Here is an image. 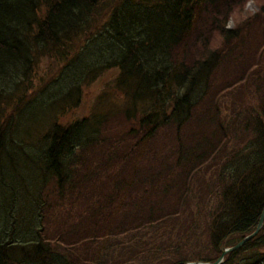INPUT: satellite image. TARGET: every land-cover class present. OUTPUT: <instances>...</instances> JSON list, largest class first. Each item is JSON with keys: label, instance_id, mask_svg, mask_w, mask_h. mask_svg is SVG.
Returning <instances> with one entry per match:
<instances>
[{"label": "trees", "instance_id": "obj_1", "mask_svg": "<svg viewBox=\"0 0 264 264\" xmlns=\"http://www.w3.org/2000/svg\"><path fill=\"white\" fill-rule=\"evenodd\" d=\"M106 1L0 0V264H78V259L70 262L58 252L44 247V238L34 246L31 243L36 241V232L37 237L41 236L38 231L46 223V206L51 203L58 206L68 201L72 189L78 188L83 192L87 186L82 166L71 158L76 150L82 149L80 152L84 155L86 149L99 146L100 135L109 127V116L122 114L127 122H134L132 127L137 130H128L125 142L135 153L142 152L147 140H154L163 127L175 125L173 131L181 132L195 116L199 127L195 148L189 154L182 150L179 162L183 163L182 159H190L192 164L207 162L209 154L217 152L218 148L207 142L203 126L215 124L219 132L222 121L213 93L219 88L213 79L220 71L219 65H224L236 53L241 57H251V68L247 79L241 83L240 92L249 87L250 83L246 84L249 80H254L253 98L259 99L260 103L253 111V118L245 119L239 125L241 130L253 136L234 154L232 152L227 158L222 156L219 159L217 164L225 161L222 167L229 176L223 179L216 174L217 186L213 190H199L194 182H190L196 175L190 166L182 171L178 169L180 165L170 169L146 168L143 176H139L135 173L139 171L140 164L136 160H127L117 168L114 162L105 161L99 174L88 172V178H110L109 186H112L117 174L115 169H127L132 166V161L136 162L133 178L120 177L117 180V184L125 183L124 189L137 188L133 197L117 193L112 209L129 206L133 210L141 207L145 199L148 204L149 194L156 188V183L162 182L164 193L158 211L148 205L149 211L157 215V220H160L158 214L179 199L192 201L196 210L199 203L200 209L208 212L206 198L214 201L216 191L222 190L215 203L221 205L220 214L214 216L216 224L210 233V244L204 249L206 253L195 258L181 255L177 244L171 246L163 239L150 237L145 242L150 264L213 262L225 244L235 245L260 221L264 209V77H261L264 36L261 50L254 51L252 56V48L230 51L233 43L242 45L244 39L255 35L243 36L228 28L227 19H216L211 24L213 30L220 33L221 42L228 46L226 50L206 47L197 61L189 57L178 65L170 62L173 50L176 53L183 50L184 47L179 46L186 37L199 31V22H204L206 14L201 7L209 9L217 1L228 7L234 2L231 9L244 0H143L145 6L133 0H121L127 2L129 8L124 14L114 13L111 17L115 31L113 45L103 53L96 49L97 53L92 58L84 56L81 63L85 64L80 69L73 67L72 81L65 80L62 94L47 85L29 94L33 88L30 79L34 76L39 56L61 58V62L66 64L62 71L64 74L81 55L79 50L84 48V41L80 40L78 33L91 31L92 24L96 23L91 21L92 15ZM137 7L151 13L143 15L135 10ZM223 13L220 9L215 18ZM249 22L264 27V17L262 22L259 17ZM133 31L143 49L137 48L126 37ZM222 69L226 70L225 65ZM252 76L256 78L252 79ZM103 79L113 89L106 90L102 86L95 93L97 104L90 116L78 121L75 119L67 126L50 124L37 131L31 129L32 125L27 120L31 111L38 115L54 108L56 101L49 104L48 100L55 95L60 97L58 101L77 108L82 103L81 88ZM241 96L245 97L243 92ZM213 108L214 114L209 116ZM102 109L106 111L101 112ZM138 133H143V136L138 137ZM82 165L84 167L85 164ZM210 166L208 162L204 168L210 169ZM187 171L189 174L185 178ZM171 195H174L172 199ZM141 196L145 197L144 202ZM183 204L181 202L180 211ZM40 250L47 254L45 258L40 257ZM109 260L112 264L119 263L112 257ZM222 264H264V228L255 240L227 254Z\"/></svg>", "mask_w": 264, "mask_h": 264}, {"label": "rangeland", "instance_id": "obj_2", "mask_svg": "<svg viewBox=\"0 0 264 264\" xmlns=\"http://www.w3.org/2000/svg\"><path fill=\"white\" fill-rule=\"evenodd\" d=\"M133 1L144 5L143 0ZM221 4L222 1H217L216 5L210 6L209 9L201 7L206 11L205 20L203 23L199 22V31L187 36L179 46L184 47L183 50L177 53L176 50H173L174 56L170 59L173 65H178L182 60L189 57L197 61L203 56V50L206 47L218 51L226 50L228 46L221 42L220 33L214 31L211 24L212 21L222 18L227 19L226 24L230 30H237L243 36L249 33L255 35V37L244 39L242 45L233 43V46L229 48L230 51L252 48L251 56L254 51H259L264 36V27L252 25L249 21L259 17L262 22L264 0H244L231 9L230 7L235 4L234 2L228 7L225 6V3L222 6ZM126 8H129L127 2L107 0L104 6L93 13L91 21L98 23L97 28L92 31L87 30L85 34L78 33L80 40L84 41V48L79 50V52H82L81 55L66 68L64 74H62V71L66 64L61 62V58H47L45 55H40L35 64L34 76L30 79L33 88L30 89L29 94L34 93L35 90L39 91L46 85L62 94L65 80L67 82L72 81L73 67L80 69L85 64L84 62L81 63L84 56L92 58L97 51L103 53L107 47L113 45L115 31L110 25L111 17L114 13L117 15L124 14ZM220 9L224 13L215 18ZM135 10H139L143 15L151 13L141 7H137ZM207 24L209 25L207 26ZM126 37L130 38L131 43L137 48L143 49V45L137 35L134 34V31L127 33ZM206 37H208V41H206ZM66 48L68 47L66 46ZM69 49H72V46ZM64 53L69 54L70 52ZM250 58L241 57L236 53L229 61H225L226 70L222 69L224 65H219L218 70L220 71L216 73V79H213L217 87L222 90H213L222 121L219 132L215 124L210 123L203 126L207 135V142L218 148L217 152L209 154L207 162L192 164L190 159H182L181 161L184 162H179V155L182 150L184 153L189 154L195 148L199 130L195 116L181 132L173 131L176 128L175 125L163 127L154 140H147L148 143L139 153H135L132 147H128V143L121 142L128 139L125 137L128 130H137V128L132 127L134 122H127L122 114L109 116L107 120L109 127L107 126L106 132L100 135L99 146L94 149H86L84 155L80 152L83 151L82 149L79 152L76 150L75 155L71 158V161H74L78 166H82L83 176L85 177L84 183L87 186H85L83 192L79 191L78 188L72 189L73 193L68 194L70 197L67 196L68 201L60 203L58 206L52 205V203L46 206V223L38 231V233H41L40 237H37L36 232L34 236L36 241L32 242L31 246L41 242L44 238L45 240L42 241L44 247L52 249L56 253L58 252L70 262L74 263L78 259L76 261L78 264H112L109 260L110 257L119 262L117 264H150L147 261L145 244L150 237L163 239L171 246L177 244V250L178 252L180 250L181 255L188 254L195 258L203 252L206 253L204 249L210 244V233L216 224L214 216L220 214L221 210V205L215 204L222 192L221 189L216 191L217 197L214 201L206 198L211 207L208 212H200L199 203H197L198 208L196 210L192 207V201L179 199L175 200L170 208L167 207L158 214L160 220H157V215L149 211V206L158 211V204L164 193L162 182L156 183V188L149 194L148 204L145 197L141 196L140 199L143 202L145 199L141 207L133 210L129 206L112 209V205L116 202L114 198L117 193L123 192L125 197H133L134 189L137 188L124 189L125 183L117 184V180L120 177L122 179L133 178L132 172L136 167V162L132 161V166L127 169L124 167L115 169L117 174H115L112 186H109L110 178L105 180L96 177L88 178V172L99 174L100 166L105 161L114 162L115 168H117L127 160H136L140 163L139 171H135V173H139V176H143L146 168L157 169V167H162L170 169L177 168L176 166L180 165L178 169L182 171L185 167L190 166L196 172L193 181L190 182H194L199 190H213L217 186L216 174H220L223 179L229 176L222 167L225 161L217 164L219 159L222 156L227 158L232 152L234 154L244 145L245 141L251 139L250 133L239 128L241 121L253 118V111L260 103L259 99L253 98L255 97L253 94L254 80H249L246 83H250L249 87L246 90L243 88L241 91L246 98L242 97L240 92L241 83L247 79L251 68ZM261 77H264L263 68ZM251 78L255 79L256 77L252 76ZM235 79L236 81H234ZM102 86H105L104 89L106 90L113 89L104 79L101 82L98 81L84 86L82 89V103L77 110H74L66 102L58 101L57 98L60 97L53 96V99L48 100V102L50 104L55 100L56 105L54 108L39 112L38 115L31 111V117L27 118L32 125L31 129L35 128L37 131L50 124L67 126L75 119L77 121L81 120L82 117L90 114L94 105L95 93L100 91ZM247 95L251 98H247ZM206 102L201 105L204 106ZM213 114L214 108L209 116ZM200 125L202 126V122ZM137 135L142 137L143 133ZM208 162L211 163L210 169L204 168L207 167ZM83 163L85 164L84 167ZM188 174L189 171L185 173L184 177L186 178ZM94 182H97L96 185H91ZM173 197L174 195H171L170 199ZM109 202L110 204L107 206ZM181 202L184 204L183 210L180 211ZM151 218L155 220H151ZM162 235H165L166 238H161ZM46 256L47 254L40 250V257L45 258Z\"/></svg>", "mask_w": 264, "mask_h": 264}, {"label": "water", "instance_id": "obj_3", "mask_svg": "<svg viewBox=\"0 0 264 264\" xmlns=\"http://www.w3.org/2000/svg\"><path fill=\"white\" fill-rule=\"evenodd\" d=\"M263 217H264V213H263V216L261 217V220H260V224H259V226H258V229H260V228L262 227V225H263V219H264ZM251 237H252V236H251ZM251 237H248V238L244 239L243 241H241L239 244H237V245L234 246V247H231V248H228V249H226V250H223L221 256H220L215 262H206V263L201 262V263H198V264H221V263L223 262L224 257H225V255H226L227 253L232 252V251H234V250L240 248V247L242 246V244H243L245 241L249 240ZM188 264H189V263H188Z\"/></svg>", "mask_w": 264, "mask_h": 264}]
</instances>
